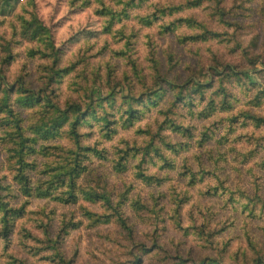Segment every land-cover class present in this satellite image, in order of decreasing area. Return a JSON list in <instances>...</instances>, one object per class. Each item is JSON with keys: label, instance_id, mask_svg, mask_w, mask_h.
Wrapping results in <instances>:
<instances>
[{"label": "rangeland", "instance_id": "374dc122", "mask_svg": "<svg viewBox=\"0 0 264 264\" xmlns=\"http://www.w3.org/2000/svg\"><path fill=\"white\" fill-rule=\"evenodd\" d=\"M125 1L127 0H10V7H5L0 0V73L8 83H13L21 75L25 81H29L27 86H41L43 76L47 73L46 67L50 64V59L42 56L50 51V44L47 43L49 40L53 48L61 52L58 67L75 64L67 75L50 85L61 104L69 97L78 96L75 90L81 91L84 81L82 82L80 75L84 72L89 78L91 74L96 78L97 85L93 86L95 92L99 91L97 87L100 85L102 94L108 88H113L117 93L122 87L124 94L127 93V88L122 84L118 85V82H122L125 74L133 78L130 60L136 62L141 73L145 70L149 76L152 59L159 61L160 67L167 72L170 65L167 60L171 55L170 63L174 68L165 75L179 83L189 78L196 81L207 80L206 76L201 75L210 65L217 66L219 70L223 64L247 70L252 83L246 85L235 81L230 84L229 89L235 99L233 107L227 111H217L203 120L200 124L207 128V132H210L208 129L211 130L207 133V139L202 142V146L194 143L191 150L183 153L189 157L192 153L208 154L210 150L215 154H225L227 161L224 170L214 173L223 180L224 187L234 192L233 196L239 202L225 200L227 196L223 194L228 190H223L219 185L221 183L214 181V174H208V178L202 182L194 183L190 182L186 173L182 174V169L167 172L159 169L158 163L148 166V172L162 178V183L144 185L134 175L137 159L129 158L125 171L113 168V147L108 159L102 161L95 158L81 179L85 186H103L110 195L115 196L113 200H117L120 193H126L128 199L124 200L122 209L128 222L132 224L134 240L147 245L156 240L160 246L143 255L141 264H172L177 262L176 257L180 254L197 260L213 255L219 257L222 264H233L235 259L251 255L244 234L252 231L254 239L264 242V214L249 215L247 210L241 208L242 199L239 197L240 192H255L256 186L264 190V123L257 125L247 121L242 124L239 120L235 122L234 130L227 134H224L227 127L223 125L229 112L238 114L246 111L264 117V0H204L196 7L163 17L164 22L176 17H193L220 33V37L216 39L197 42H180L178 37L196 34L199 32L198 28L183 26L163 33L159 27L162 20L145 26L136 18V15L153 12L158 6L177 5L187 0H135L137 5L126 8L128 17L121 21L114 20L106 31L109 17L98 11L106 7L122 16ZM23 20L31 22L25 35L22 33L25 28ZM38 25L42 27L33 36V29ZM9 53L10 57L5 59ZM139 84H135L133 93L143 88ZM255 95L259 96L258 104L254 100ZM156 110L158 109H152L129 129L120 127L113 139L103 145L121 148L123 140L142 141V132L136 130L139 126L152 128L153 118L157 116ZM22 112L27 119H33L34 110ZM181 112L187 122L192 118L186 108ZM200 130L199 127L198 132ZM223 135L227 136V141L220 138ZM96 138L95 134L92 140ZM6 147L0 141V167L7 174L4 168ZM249 152L256 157L238 164L240 157L237 155ZM37 159L43 160L42 157ZM179 160H182V156ZM216 185V195L205 193L208 186ZM132 198L139 199L147 208L132 209ZM24 200L27 202L26 214L17 221L8 248L3 249V242L0 241V264H16L12 256L25 264H54L46 257L49 254L45 249L46 245L36 241L37 238H44V228L54 238L62 218H69L70 213L74 214V220L81 218V206L103 213L97 203L83 199L76 204L63 206L53 200L35 197L25 199L20 196L16 205ZM178 206L180 225L189 227V233L177 229L175 225L174 209ZM81 219L82 225L71 230L63 242L65 255L73 260V264H125L132 258L129 253L132 242L127 240V235L115 223L88 227V221L83 217ZM202 224L208 226L205 233L215 235L214 244L209 245L205 236L199 237L191 228L198 229ZM24 230L32 237L25 238ZM8 255L11 257L8 258Z\"/></svg>", "mask_w": 264, "mask_h": 264}, {"label": "trees", "instance_id": "16d2710c", "mask_svg": "<svg viewBox=\"0 0 264 264\" xmlns=\"http://www.w3.org/2000/svg\"><path fill=\"white\" fill-rule=\"evenodd\" d=\"M5 7H10V0H2ZM139 2L143 0H138ZM204 0H187L177 5L158 6L153 12L146 15H136L138 22L145 26L152 25L153 22L162 20L164 16H172L180 11L200 5ZM210 1V0H208ZM216 2V0H214ZM218 2V1H217ZM137 5L135 0L124 2L122 12L116 15L114 10L106 7L98 12L109 17L105 30L110 29L114 20L121 21L127 18L126 8ZM160 7V8H159ZM222 12V11H221ZM220 12V13H221ZM222 14V13H221ZM117 16V18H115ZM30 21L23 20L25 28L24 35L30 28ZM198 28L199 32L189 35H181L179 41H207L220 37V33L215 32L198 22L193 17H176L164 22L159 26L163 33L175 31L181 27ZM42 26L38 25L33 29V36L39 33ZM44 29V28H42ZM49 39V38H48ZM50 51L42 55L50 59L47 65V73L43 76V84L37 88L27 86L29 81H25L24 76H17L13 83H8L5 76L0 73V141L5 143V162L3 172L0 167V241L3 242V249H7L11 242L17 221L26 214V200L16 205L18 198L23 196L53 200L63 206L76 204L80 199L97 203L102 208L103 213L91 211L85 206H81L83 217L88 221V227L100 224L115 223L120 231H124L127 240L131 241L130 255L132 258L125 264H141L143 255L151 253L160 246L156 240L147 245L144 242L134 240L132 224L128 222L127 215L123 212L122 205L127 200L126 193L118 195L117 200H113L114 195H110L103 186L83 185L81 179L88 170L89 164L93 160H107L111 147L114 157L111 159L113 168L118 171H125L129 158L137 159L134 175L137 180L144 185H159L162 178L155 173L148 172V166L158 163V168L167 172L183 170L182 174H187L190 182H202L208 178L206 175L214 174V181L220 182L223 190V180L214 172L224 170L227 158L225 154H215L212 150L208 154L192 153L189 157L184 152L192 149L194 143L203 145L207 139V133L211 130L202 124L203 120L211 117L217 111H227L233 107L235 99L230 92V84L241 81L243 84H251L250 75L247 70H242L230 64L217 66L210 65L202 77L207 80L201 81L189 78L183 82H176L173 78H168L165 73L174 68L171 64L172 56H168L167 72L160 67L159 61L151 60V73H141L134 60L129 61L133 78L125 74L122 82L128 92L124 94L122 87L119 92L113 88H108L102 94L100 85L99 91H93L96 78H89L86 73L80 77L83 86L75 90L78 96L68 98L62 104L57 99V94L50 85L59 81L74 68V63L65 67H58L61 52L55 48L51 40ZM44 53V52H41ZM10 57V53L5 59ZM94 75H98L94 73ZM151 81H149V79ZM90 83V84H89ZM140 83V84H139ZM149 85H148V84ZM143 87L136 93V85ZM135 85V86H134ZM252 86V85H251ZM210 91L209 93H207ZM119 93V94H118ZM254 100L260 103L259 96L255 95ZM183 108L188 110L192 117L188 122L182 114ZM152 109L156 110L154 125L151 128H137L142 132V141L123 140V147L117 148L111 145L105 147L104 142L111 141L118 133L120 127L129 129L142 119ZM23 110H34L33 119L29 120L23 116ZM115 113L118 116L115 117ZM230 115L224 120L223 125L227 134L235 128V122L242 124L252 121L255 124L264 123V117H259L254 113L241 111L238 114L229 112ZM233 113V114H231ZM159 118H161L159 120ZM202 125V126H201ZM199 127L201 130L198 132ZM97 138L92 140V137ZM172 135H175L172 136ZM227 141V136L220 137ZM182 156V160L179 157ZM238 164L246 163L256 156L251 152L237 155ZM42 157V161H38ZM257 166V164L255 163ZM264 165V161L262 162ZM261 165V166H262ZM198 177V178H197ZM98 183V182H97ZM217 186H208L205 193L216 195ZM255 192L239 193L241 208L254 216L255 213L264 214V190L256 186ZM228 190V189H227ZM234 192L227 191L223 194L225 200L232 203L239 202L233 196ZM115 199V198H114ZM232 205V204H231ZM130 207L133 209L147 208L139 199H130ZM155 210V209H154ZM180 206L174 209L175 225L177 229L189 233V227L180 225ZM236 210V208H235ZM156 212V211H155ZM64 217V216H63ZM74 220V214L70 213L67 219L62 218L60 226L54 238L49 236L48 230L44 228V238H37V242L45 244L49 253L48 257L54 264H73L71 258H67L64 246V238L76 228L82 225V219ZM208 226L202 224L196 231L199 237L205 236L209 245L214 244L215 235L205 233ZM206 228V229H205ZM24 237H32L24 230ZM247 246L250 249V256L244 255L235 259L233 264H264V242L252 237V231L244 234ZM25 247V243L22 242ZM22 245V246H23ZM23 246V247H24ZM11 255H8V258ZM16 264H25L12 256ZM177 262L172 264H222L217 256H205L197 260L184 257L181 254L176 257Z\"/></svg>", "mask_w": 264, "mask_h": 264}]
</instances>
